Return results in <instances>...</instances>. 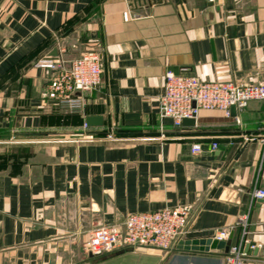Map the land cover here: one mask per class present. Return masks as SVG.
<instances>
[{
	"label": "crops",
	"instance_id": "obj_1",
	"mask_svg": "<svg viewBox=\"0 0 264 264\" xmlns=\"http://www.w3.org/2000/svg\"><path fill=\"white\" fill-rule=\"evenodd\" d=\"M92 51L102 83L82 94L84 109L50 100L37 62ZM169 71L264 83V0H0V264H224L218 250L84 251L94 228L178 206L191 210L185 240L230 228L238 243L248 214L247 238L262 247L246 264H264V199L253 197L264 190V101L176 127L160 114ZM93 116L102 126L86 125Z\"/></svg>",
	"mask_w": 264,
	"mask_h": 264
},
{
	"label": "built area",
	"instance_id": "obj_2",
	"mask_svg": "<svg viewBox=\"0 0 264 264\" xmlns=\"http://www.w3.org/2000/svg\"><path fill=\"white\" fill-rule=\"evenodd\" d=\"M205 1L218 5L224 0ZM36 66L51 72L48 98L71 112L82 111L85 107L82 94L97 90L102 83V56L95 51L74 60L62 56L42 58ZM252 101H264V83L238 85L232 82H206L196 76L169 71L165 75L164 92L160 97V114L163 118H171L176 127H182L186 119L197 120L202 110H218L230 117L232 108L243 111ZM262 141L264 143V136ZM217 148L218 144L213 143L212 149ZM202 151L201 144L193 145V154ZM253 197L264 199V190L254 189ZM190 215L191 210L187 206L131 214L121 224L92 229L84 251L93 258L103 257L124 247L170 252L185 241ZM248 218V214L239 218L243 238L238 243H232L224 264H246L249 252L262 247L247 238ZM232 231L230 228L218 230L212 239L227 242Z\"/></svg>",
	"mask_w": 264,
	"mask_h": 264
},
{
	"label": "water",
	"instance_id": "obj_3",
	"mask_svg": "<svg viewBox=\"0 0 264 264\" xmlns=\"http://www.w3.org/2000/svg\"><path fill=\"white\" fill-rule=\"evenodd\" d=\"M163 0H129L130 6L137 9L142 6H151L152 4L161 3ZM232 115L236 114V109L232 108ZM103 124L102 117H87L86 125L88 127H99ZM183 125H196V119H186L183 121ZM233 243V234L231 238L227 242H218L217 240H213L212 238H203V239H195V240H185L181 241L178 248L180 250H187L193 252H204L210 253L212 250L224 251L225 254L229 253L230 246Z\"/></svg>",
	"mask_w": 264,
	"mask_h": 264
},
{
	"label": "rangeland",
	"instance_id": "obj_4",
	"mask_svg": "<svg viewBox=\"0 0 264 264\" xmlns=\"http://www.w3.org/2000/svg\"><path fill=\"white\" fill-rule=\"evenodd\" d=\"M128 261L127 262H131V264H135L136 263V261L134 262V261H132V260H130V259H127ZM137 263H139V264H146L145 263V261H140V262H137ZM125 264V263H124ZM127 264V263H126Z\"/></svg>",
	"mask_w": 264,
	"mask_h": 264
}]
</instances>
